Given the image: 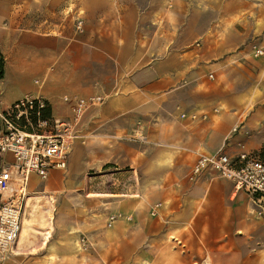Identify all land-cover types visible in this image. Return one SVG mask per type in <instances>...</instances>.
Returning <instances> with one entry per match:
<instances>
[{"label":"rangeland","instance_id":"rangeland-1","mask_svg":"<svg viewBox=\"0 0 264 264\" xmlns=\"http://www.w3.org/2000/svg\"><path fill=\"white\" fill-rule=\"evenodd\" d=\"M45 19L50 22L45 24ZM79 21L81 30L77 29ZM8 22L14 25L11 29L15 33L60 34L69 42L82 36L91 43L101 42L109 39L106 34L112 31L115 43L127 40L144 52L147 64L153 57L174 52L186 66L187 56L223 49L224 69L212 67L211 73L201 69L195 75L197 82L204 88L217 82L226 93L231 80L239 87L256 85L252 96L249 92L248 96L238 98L237 107L224 102L219 109L225 114L236 112L239 122L233 128L239 129L233 134L250 136L247 128L242 127L252 114L258 118L255 125L264 126V102L251 104L259 94L260 84H255L253 76L259 64L262 71L258 78H264V56L254 55L256 48H264V0H0V29ZM172 75L162 76L163 86L168 87L182 77ZM180 96L184 102L193 100L187 91ZM63 98L59 103L49 104L46 115L70 121L73 112ZM106 100L80 117L66 169L52 171L53 179L30 178L24 188L25 197L46 193L55 199L49 242L47 239V243L33 250L18 252L3 264H155L156 260H178L196 239L184 220L179 223L178 214L191 206L201 212L211 203L191 201L204 200L206 195L224 196L221 199L224 203H215L222 206L227 205L234 191L242 192L236 191L231 181L210 171L192 178L193 166L179 150L174 140L177 131L170 123L161 124L156 141L145 140V136L136 133L123 138L120 125L113 138L111 125L107 128L103 121ZM147 141L155 142L156 146ZM154 147L157 154L151 164L139 165L142 161L139 158L146 160ZM143 149L150 153L144 154ZM250 154L264 161V144L258 152ZM174 156L181 162L178 170L171 169ZM155 165L161 168L155 169ZM165 193L175 196V207L167 213L175 217L156 243L155 226L164 228L168 223L164 218L167 215L163 214ZM25 200L22 215L29 212ZM228 204L230 219H223L217 254L208 252L217 240L213 244L199 242L206 248L207 253H203L208 254L205 264H264V224L256 218L248 200L249 208L242 210L241 227H234L231 216L235 205L233 201ZM159 211L161 218L156 216ZM129 216L134 221H128ZM160 243L164 248L161 253L156 246Z\"/></svg>","mask_w":264,"mask_h":264},{"label":"crops","instance_id":"crops-1","mask_svg":"<svg viewBox=\"0 0 264 264\" xmlns=\"http://www.w3.org/2000/svg\"><path fill=\"white\" fill-rule=\"evenodd\" d=\"M49 22V19H45V24ZM12 26L14 25L8 22L0 29V49L6 60L5 76L0 80V109H5L29 95H40L50 105L59 103L63 97L87 98L104 95L107 100L103 108L105 111L103 121L107 123V128L111 125L113 138H116V127L120 125L123 138L136 133L145 136V140L156 141L161 124L170 123L177 131L174 140L191 167L198 154H213L222 149L225 154L235 157L243 151L258 152L264 144V126L255 125V122H258L256 114L243 120L244 127L250 132V136H245L241 132L232 133L234 124L239 122L235 116L236 112L225 114L219 109L224 102L230 107H237L238 98L244 94L248 96L249 92H252V96L256 85L239 87L231 80L229 92L226 93L224 86L217 82L211 83L207 88L197 82L195 75L200 73L201 69L208 73H211L212 67L218 66L221 71L224 69L223 49L203 50L200 56H187L186 66L179 62V54L174 52L153 57L151 63L147 64L144 52L136 49L129 41L115 43L111 38L112 31L106 34L110 35L109 39L101 42L91 43L84 36L69 42L68 38L60 34L38 35L33 31L15 33L12 32ZM261 71L262 65L259 64L253 73L255 84H260L259 94L251 103L254 106L264 102V78H258ZM168 74L182 77L168 87L163 86L162 76ZM182 91L190 92L193 100L189 102L181 100ZM181 113H185L186 116L180 117ZM190 113L204 114V118L190 121L188 119ZM149 143L155 145V142ZM156 148H153L151 155L147 154L146 160L139 158L142 161L138 164H151L152 157L155 159L157 154ZM143 150L144 154L150 153L149 150L148 152L146 149ZM127 159L132 160L130 157ZM174 160L171 169L178 170L181 162L176 156ZM157 166L155 165V169L161 168ZM54 176L55 173L50 174L51 178ZM237 193L234 191L228 202L233 201L235 205L231 216L234 222L231 225L240 228L242 210L249 208L250 199L244 192ZM162 198L166 203L164 206L166 209L162 212L167 215L164 218L168 223L164 228L155 226L156 243L158 238L159 242L161 241L163 232H166L170 222L173 224L170 220L175 217L167 214L168 209L175 207V196L165 193ZM223 198L224 196L206 195L204 200H192L191 203H211L204 206L201 212L194 211V206H191L177 216L179 223L184 220V225H189L196 239L184 249L186 253L183 257L178 260L173 258L166 261L156 260L155 264H205L208 254H205L206 248L199 242L213 244L217 240L213 247L208 248V252L212 250L217 254L220 247L218 236L220 229L223 228V219H230V216H227L229 211L227 209L231 208L228 202L222 206L215 204L224 203L225 201L221 200ZM182 201L186 200H178V203ZM160 204L163 208L162 202ZM251 207L253 210L252 204ZM157 215L161 218V211L156 213ZM128 221H134L133 216H129ZM156 246L161 253L164 249L162 244Z\"/></svg>","mask_w":264,"mask_h":264},{"label":"built area","instance_id":"built-area-1","mask_svg":"<svg viewBox=\"0 0 264 264\" xmlns=\"http://www.w3.org/2000/svg\"><path fill=\"white\" fill-rule=\"evenodd\" d=\"M77 29H82L81 21L77 23ZM254 53L255 57H263L264 48H256ZM104 100L98 95L64 97L63 102L69 104L73 112L70 121L46 115L49 104L40 95L26 96L0 109V264L17 254L15 248L24 203V198L17 203H7L4 192L17 182L26 186L33 176L47 180L52 171L65 170L75 137L74 128L80 117L91 107L103 104ZM200 118H204V114L188 115L190 121ZM238 129L239 126H235L232 133ZM208 171L231 181L236 191L247 194L256 218L264 224V161L244 151L235 157L225 154L222 149L213 154H198L191 177Z\"/></svg>","mask_w":264,"mask_h":264},{"label":"bare ground","instance_id":"bare-ground-1","mask_svg":"<svg viewBox=\"0 0 264 264\" xmlns=\"http://www.w3.org/2000/svg\"><path fill=\"white\" fill-rule=\"evenodd\" d=\"M24 188V184L17 182L3 195L7 203H17L21 196H24L25 207L29 209V212L23 213L21 217V231L15 248L17 254L43 245L53 230L55 199L46 193L25 197Z\"/></svg>","mask_w":264,"mask_h":264},{"label":"trees","instance_id":"trees-1","mask_svg":"<svg viewBox=\"0 0 264 264\" xmlns=\"http://www.w3.org/2000/svg\"><path fill=\"white\" fill-rule=\"evenodd\" d=\"M5 65H6L5 56L0 49V80H2L5 76Z\"/></svg>","mask_w":264,"mask_h":264}]
</instances>
